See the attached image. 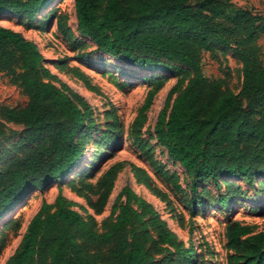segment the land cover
<instances>
[{"label": "trees", "instance_id": "1", "mask_svg": "<svg viewBox=\"0 0 264 264\" xmlns=\"http://www.w3.org/2000/svg\"><path fill=\"white\" fill-rule=\"evenodd\" d=\"M53 1L0 0V17L24 14L33 19ZM191 1L74 0V8L79 33L98 51L132 68L176 77L157 115L153 136L184 169L189 179L187 206L194 216L197 205L204 204L198 199L203 180L219 189L224 178H242L251 184L254 178L264 177V61L258 44L264 37V17L234 6L231 0ZM217 18H226L231 26ZM57 28L73 45H79L68 37L59 18ZM215 45L228 47L241 63L237 92L226 86L224 78L202 74L201 51ZM0 71L27 97L22 107H0L7 120L25 126L16 144L26 148L0 169L2 217L30 191L60 181L77 166L94 119L79 93L65 82H54L56 77L45 66L38 46L1 24ZM75 74L87 82L83 74ZM143 80L148 90L129 136L153 171L178 191L177 174L164 168L151 144L141 137L146 112L163 78L150 74ZM112 112L108 113L112 117L108 126L115 127ZM116 136L115 130H104L99 145L110 144ZM3 157L1 150L0 159ZM123 165L121 161L111 164L98 179L94 203L98 211ZM130 167L137 181L149 186L147 173L141 167ZM150 190L157 194L155 188ZM231 198L227 192L217 202L225 207ZM73 206L59 186L54 203L42 201L5 264H156L155 254L176 246V234L159 212L128 185L114 199L111 212L115 217L102 220L99 226L91 214L83 215ZM225 235L226 264H264V230L254 231L251 225L229 220ZM193 252L192 243L187 248L177 245L163 264L181 260L190 264Z\"/></svg>", "mask_w": 264, "mask_h": 264}, {"label": "rangeland", "instance_id": "2", "mask_svg": "<svg viewBox=\"0 0 264 264\" xmlns=\"http://www.w3.org/2000/svg\"><path fill=\"white\" fill-rule=\"evenodd\" d=\"M231 3L264 17V0H231ZM58 18L67 30L68 37L79 45H73L58 30ZM216 21L231 26L226 18H217ZM0 24L21 32L38 46L45 58V66L56 77L54 82L57 85L65 82L79 93L90 105L94 119V124L86 135L85 151L77 166L60 181H51L42 188L30 191L15 207L0 217V264H5L17 248L29 220L39 210L42 201L54 203L59 186L64 197L74 203L73 208L83 215L91 214L99 226L102 220L115 217L116 214L111 212L114 199L121 187L128 185L159 212L176 234V246L187 248L192 243L194 252L190 264H226L229 250L225 246V228L229 220L251 225L254 231L264 230V177L254 178L251 184L242 178H224L219 189L210 180H203L198 187V199L204 204L197 205L196 214L190 215L187 206L190 198L189 179L184 169L168 157L165 148L153 136L157 115L164 107L169 89L176 82L175 76L132 68L98 51L95 44L77 29L74 0H54L39 10L33 19L24 14L4 15L0 17ZM258 44L264 61V37L258 40ZM200 67L205 77L224 78L230 90H239L241 63L228 47L215 45L211 50H202ZM74 72L83 74L87 82ZM150 74L153 77L161 76L163 85L146 112L141 137L151 144L155 158L164 168L177 174L180 185L178 191L173 190L153 171L129 136L131 123L148 90L143 78ZM86 84L95 88V91L88 89ZM26 102L27 97L21 89L10 84L7 75L0 71V107H22ZM111 112L117 119L115 127L108 126L112 121L109 115ZM108 128L110 132L115 130L117 136L110 144L99 145L100 134ZM24 130L25 126L7 120L0 113V151L4 152V157L0 159V169L8 159L20 156L25 151V147L16 144ZM117 161L124 165L116 174L105 205L98 211L94 207L99 193L98 179ZM131 164L141 167L147 173L149 186L137 181ZM150 187L155 188L157 194ZM227 192L232 198L223 207L218 204L217 199L220 194ZM176 246H168V250L155 254L156 264H163ZM182 262L183 260L178 264Z\"/></svg>", "mask_w": 264, "mask_h": 264}]
</instances>
